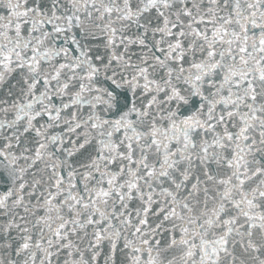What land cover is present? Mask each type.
I'll return each mask as SVG.
<instances>
[{
	"label": "snow or ice",
	"instance_id": "6c2138e0",
	"mask_svg": "<svg viewBox=\"0 0 264 264\" xmlns=\"http://www.w3.org/2000/svg\"><path fill=\"white\" fill-rule=\"evenodd\" d=\"M0 264H264V0H0Z\"/></svg>",
	"mask_w": 264,
	"mask_h": 264
}]
</instances>
